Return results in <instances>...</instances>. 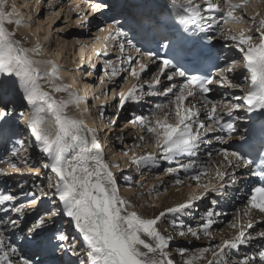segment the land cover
<instances>
[{
	"label": "snow or ice",
	"instance_id": "obj_1",
	"mask_svg": "<svg viewBox=\"0 0 264 264\" xmlns=\"http://www.w3.org/2000/svg\"><path fill=\"white\" fill-rule=\"evenodd\" d=\"M254 2L257 0H240L238 3L233 0H202V3L171 0L179 22L189 31H192V26L199 32L212 31L220 22L225 26H248L236 33L231 29H219L221 37L233 42L229 47L241 54V58L237 62L225 57L226 65L218 67L214 76L191 74L198 70L179 66L174 63L176 57L161 60L155 52L142 49L127 39L130 32L135 36L142 30L147 35L159 26L160 21L155 19L148 0H90V11L84 12L79 4L72 9L77 12L78 27H91L96 21L98 30L107 34L104 39L119 49L121 56L117 60L105 62L109 81L121 72H126L135 81L126 91L123 88L113 90V99L117 102L113 105L115 113L108 121L110 129L115 127L120 113L126 110V104H139L145 96L167 98L165 103H156L155 111L148 116L133 113L128 123L147 133L149 139L140 136V141L150 143L159 151L161 159L170 165L176 164L167 168L166 173L173 176L180 172L187 174L188 179L195 182L196 191L184 202L146 217L120 194L118 178L112 171L119 165L106 162L96 131L88 128L82 120L68 115L69 108L79 109L85 103L74 88L75 82L58 83L62 81L61 73L65 70L54 61L36 59L43 51L41 45L25 47L26 40L17 38V32L9 30L7 25L16 28L27 25L23 19L14 18L17 17L15 5L7 11L6 0H0V136L14 134L13 129L18 124L7 119L11 115L9 104L12 100H21L29 108L28 131L40 152L47 157L42 168L52 174L48 176L47 191L41 188L40 197L32 191L24 193L32 197L27 205L17 204L14 195L0 192V212L16 214L15 218H0V264H177L171 247L175 236L165 235L161 228L165 217L169 214L174 217L192 216L197 201L204 200L209 194L229 196V189L238 182L237 173L242 169L251 171L250 166L257 160L260 167L256 174L264 180V12L256 11L250 17L242 12ZM258 2L264 4V0ZM216 13L220 14L218 19ZM53 15L58 16L59 13L53 12ZM101 17L108 22L104 27H100ZM99 39L101 37H97ZM126 43L135 56L123 55ZM162 47L167 48L168 45ZM100 54L98 52L97 56ZM180 55L177 53V57ZM219 58L217 55L216 59ZM118 64L127 67L119 68ZM152 64L156 65L154 74L150 81H145L143 74L149 72ZM42 66L45 71H41ZM238 67L242 69V84L234 82L229 75ZM177 77L181 81L178 82ZM164 81L170 83L165 84ZM232 89L243 93H232V101L235 102H225L212 96L213 93L225 95ZM60 93L67 94L68 98L57 99L55 94ZM241 111L245 116L239 115ZM202 113L204 119H201ZM253 113L259 114L257 119L260 123L258 127L255 121L245 126L247 136L240 133L235 123L224 122L225 116L232 120H251ZM23 116L21 112L19 118ZM213 138L220 144H227L228 140H239L243 144L237 150H230L232 145L216 148L212 146ZM202 146H212L206 150L207 165L198 164L195 159L188 162L179 159L182 156L197 157ZM69 150L74 153L72 159L67 158ZM19 151L14 150L12 155L17 156ZM124 155L127 156L128 152ZM131 164L138 168L158 166L156 157L150 152L132 156ZM30 171L37 176L41 174L39 168H30ZM175 183L182 184L183 180L178 178ZM20 187L23 189L24 185ZM47 203L54 207H45V214L36 212L29 215V206ZM254 212L261 217L255 223L264 225V184L254 187L247 199L244 215L252 216ZM220 215L222 213L208 209L200 215L198 227L194 229L181 224L176 236L215 239L212 228L215 217ZM65 219L74 229V235L70 236L63 230ZM5 227L20 230L25 242L31 246L30 256H22L17 248L5 244ZM173 227H176L175 221ZM229 227L234 235L222 237L214 247H201L190 255L181 248L182 264H233L229 253L255 238L248 231L254 228V219L242 223L237 214ZM256 237L264 239V230L257 232ZM53 240L57 243L54 244ZM57 251L61 255H56ZM209 253L211 258H208ZM45 256L47 259L40 258ZM69 256L75 259H65ZM235 264H264V251L258 253V260L255 255L245 256Z\"/></svg>",
	"mask_w": 264,
	"mask_h": 264
},
{
	"label": "bare ground",
	"instance_id": "obj_2",
	"mask_svg": "<svg viewBox=\"0 0 264 264\" xmlns=\"http://www.w3.org/2000/svg\"><path fill=\"white\" fill-rule=\"evenodd\" d=\"M233 2L238 3L240 2V0H233ZM6 4L11 10H12L11 6L15 5L17 17H14V18L23 19L25 24L27 25L26 27L17 28L18 31L23 35L30 34L31 32L30 37L33 39L35 45L37 43L41 45L43 51L38 57H35V58H41L42 60L54 61L53 59V56H54L55 63L59 65L61 69L65 70L61 73L63 82L68 83V84H72L73 82H75L74 83L75 90L78 92L79 96L85 101L84 104L80 105L79 109H76L74 107L76 109L77 116L80 118L78 120H82L87 125L88 128L93 129L94 131L99 130V134L97 132L96 133L98 134L100 142L104 149V157H105L106 162H108L109 164L119 165V168H113L112 171L118 178L120 194L124 198L130 200L136 206L135 210L138 213L146 217H151L153 215L159 214L161 210H164L168 207H173L177 205L178 203L184 202L190 195H192V193L196 191L195 182L189 180L188 177L184 178L181 172L179 173L178 176L172 175L171 178L170 176H168L170 178L169 180L165 179V181H162L163 177H167L166 171H164L163 173L162 172L159 173V172L163 171L164 168H169L170 164H168V162L161 159V154L159 153V151L156 150L154 147H152L150 143H144L140 141L139 139L140 136H144L145 140L149 139L146 132H142L137 126H134L128 123V121L133 118V113H135L136 115L143 114L145 116H148L149 115L148 111H150L151 109H155V107L150 102L151 97L145 96L139 104H126L125 106L126 110L120 113V118L117 120L119 122L121 118L126 115L128 111L127 109L129 108V111L131 109L132 114L127 115L129 119L126 121V124H128L126 129L117 130L116 127L118 126V122L114 128H111V129L109 128L108 121L111 117H113L115 113V109L113 105L117 102L116 100L113 99V95H112L113 90L118 91L122 87L126 91L127 88L131 86L132 83H135V81L132 80V78L128 76L126 72H121L118 76L114 77L112 81H109V75L105 73V68H106L105 62L108 60H113V61L117 60V58L121 56V53L117 51V52L112 53L114 55L113 57L105 56L104 51H103V48L105 47H103V45L107 46V43L109 41H106L104 39V37L107 34L100 32L98 28L96 27V21H94L91 27L85 25L84 27H79L78 30L76 29L72 30L76 24V19H77V12L72 9H75L76 5L79 4L80 8L84 12L88 10L90 11V3H88L87 0H35L34 4L37 5L35 9L33 6H30L31 5L30 0H6ZM42 6L45 8H42L40 14L36 17V19L33 20L36 22L38 21V24L35 23V25H32V22H29V20L34 18V14L37 15L38 10ZM69 6H71V9ZM258 7H262L260 11L264 12V4H261V6H258ZM6 9L8 8L6 7ZM33 9H34V14H32ZM56 10L59 13L58 16L53 15V12H56ZM62 12L66 14L65 15L66 22H64V26L60 25L62 23L61 22L59 26L55 27L56 32L53 37H56L57 40L55 43L54 42L49 43L46 41L48 38V37H45L46 31L44 34H42V30H44V28L46 27V26L45 27L43 26L44 20H42V15L44 13H47L45 18H47V21H49L48 23L49 27L47 26L48 34H49L50 27L55 23L56 20L59 19ZM251 15L252 14H250V16ZM90 19H94V18L90 17ZM99 22L101 24L100 27H104L107 23L104 21L102 22L100 19H99ZM9 26L10 25H7L8 28ZM60 29H64V30L60 31ZM94 29L96 30H95V33L93 34ZM19 37H23V36L19 35L17 38ZM92 37L93 38L95 37V38L93 39ZM97 37H101V39L97 40ZM218 41L220 44L223 45V48L225 50L228 49V50L233 51L235 53L236 61L239 62L241 58V54L236 52L234 48L229 47L233 42L225 40L223 37L218 38ZM61 43H62V47H61ZM64 46H66L67 52L71 53L70 51H73L72 53L74 56V59H72L73 64H71L72 62H70L71 60L68 59L67 56H66L67 58H65L66 61H64V58H62V60L60 59V57L62 56L60 54V51H63L61 49L64 48ZM53 48H55L54 51L52 50ZM117 50L119 49L117 48ZM98 52L101 53L99 56H97ZM51 53L53 56L51 55ZM124 53H126V50ZM124 53L123 55L125 56H128V55L135 56L134 52L129 51L127 54H124ZM84 58L86 59L84 60ZM91 59L92 60L94 59L93 61H95L96 65H98L95 71L93 70L92 67H89V66L94 65V64L90 65ZM86 61H88L87 63L89 64V66L87 65ZM101 64L104 67V71L102 73L103 75L100 81V86L96 89L97 81L95 80L96 79L95 72L100 71ZM70 67H75V72H73L74 70H70ZM81 67L83 69L88 68V70L89 69L90 70L87 73H85L82 71ZM117 67L123 68V67H127V65L123 66L122 64H118ZM155 68H156L155 64L150 65L149 72H146L145 74H143L142 79L145 81H150L152 78L151 76L152 71H155ZM241 70L242 69L238 67L237 71L231 74L233 81L236 83H240V84L243 83V77L242 78L238 77L237 73H240ZM86 74L88 75L86 76ZM125 74H127L128 77L126 79V82L122 84L121 81L123 80V77ZM84 75L87 77L86 80H83V78H81ZM89 77L94 78V79L87 80L89 79ZM164 83L167 84L170 82L164 81ZM89 89H92L91 92H89ZM145 89H147L146 84H145ZM229 92L231 93V97H232V93L243 94L242 92L239 91V89H232V90H229ZM88 95L92 97V99L93 98L95 99L96 109L95 107H91V108L88 107L89 105V102H87L88 99L87 100L85 99V96L88 97ZM152 98L154 99L156 97H152ZM19 101L21 100L17 99L14 102L18 103ZM232 102H235V101H232ZM16 107L18 108V105L17 106L13 105L12 111L15 110ZM85 109H87V111H85ZM136 109H139V110L137 111ZM90 110H93V111L90 112ZM81 112H83V115H81ZM101 113H103V115H101ZM239 115L245 116V113L241 111ZM256 115L257 113L251 114V120L255 121ZM204 118H205L204 116L201 117V119H204ZM98 120L100 123L98 125L100 126H97L99 127V129H95L96 128L95 123ZM249 121L250 120H248L247 118L239 121V130L241 134L245 133L244 128L245 126L249 124ZM134 130L140 133L136 134ZM107 131L108 133L106 134ZM29 135H31L30 132H29ZM214 135L215 134H213V136ZM7 140H8L7 138L0 136V154L2 156L4 155V159H5V162H3V164L2 163L0 164V173H4V175H0V184L3 183L6 188L10 189V192L12 190L16 198L20 199V198L28 197L27 195L24 194L28 190H26V188L21 189L20 185L24 183L29 184V182L32 181V183H34L35 186H38V185L40 186L38 188L39 195L36 194L37 197H40L41 188L47 191L46 185L48 182L47 180L48 175L46 176V174L48 170H45L42 168V164L44 163L42 161V155L44 156L46 155L40 152L39 146L36 144L34 138H33L34 148H31L30 146L29 148L31 150H29L28 147H23L22 154L19 151L20 153L18 155L21 158L24 157L25 152L33 153V156L35 158H33L34 161L30 160V162H32V165L30 166V168L40 169L41 174L37 176L34 172L30 171V168H28L29 165L28 167L27 165L25 166L24 164L20 165L21 164L20 161H22V160H19L20 157L17 158V156L12 155V152L16 150V147L11 148L8 146L6 147L4 146L3 142H7ZM16 142L18 143L19 139ZM31 142L32 140L30 141V144ZM235 142H237V140H229L226 146L228 147L229 145H232ZM22 144H25V143H22ZM137 145H142V146H137ZM15 146H17V144ZM206 150H207L206 146H202L197 157H194L193 159L195 160L201 159L200 162L203 163V158H205L207 155ZM125 152H128L127 156L124 155ZM149 152L152 153L156 157L157 163H158L157 167L138 168L135 165L131 164L132 156L139 157ZM73 155L74 153H72L71 150H69V152L67 153V158L72 159ZM16 158L19 160L17 161L18 163H16V167L11 166V170L8 169L7 164L9 163L13 164V160H15ZM187 158H188L187 156H182L179 159L183 162H186ZM45 159L47 158H43V160ZM215 159L218 160L219 157H215ZM1 160H3V158ZM165 165H167L168 167ZM172 165H173L172 167L176 166L175 163H173ZM132 167H134V169H136L138 172H141L140 175H142L143 173V175L140 176L139 184H136V185L132 183L133 181L129 177L130 173L126 171L128 168H132ZM155 172H158L159 174L157 173L154 174ZM237 175H238V182L236 183V185L233 186V188L235 189L234 192L237 193L236 198L241 196L238 201L240 203V202H243L245 198L243 196V192H244L243 185H244V181L246 178L242 177V175H240V172H238ZM154 177L157 179H153ZM178 178L183 180L182 184L177 185L175 183L176 179ZM157 180H159V182H157ZM189 185H192V187H189ZM213 201H215V203H213ZM147 203L154 205V207L150 206L149 208V205L147 206ZM221 203L232 205L233 204L232 198L230 196L217 197L214 194H209V196L206 197L204 200L197 201L195 208L192 210L193 212L192 216L177 215L174 217L173 215L169 214L167 217H165L162 220L161 228H162V231H164L165 235L175 236V239L172 241L171 247H172V254L175 257L177 264H182V258L179 255V250L181 248L186 249V255H190L194 252H197L201 247H205V246L214 247L216 244L220 243L222 237L229 238L232 235H234L233 230L229 227L230 223L233 221L234 213H236V215L237 214L240 215L242 223H246L249 219H254V228L249 229L248 231L252 232L255 238L252 241H250L248 244L241 245L238 249L232 250L229 253L233 261V264H235L236 261L244 258L245 256L255 255L257 256V260H258V253L260 251H264L263 249H261L264 239L256 237V233L261 230H264V225L260 223H255L256 220L261 219V217L257 216L255 212L252 214V216H245L244 211L246 208H243L242 206H240V204L234 205L233 212L222 214L218 217H215V223L212 228V232L215 234V239H209L207 237H202V239L196 240L191 237L182 238V237L176 236V231L178 230L179 225L181 224H183L185 227L191 226L194 229L198 227V224L200 221V215L204 213L206 210L214 209L215 211L222 213V210L225 207L221 206ZM48 204L51 205V203H48ZM44 207L45 205L44 206L42 205L43 209ZM51 207L53 208L54 205H51ZM3 214L5 215V213ZM3 214L0 213V216ZM173 221H175V225H176L175 228L173 227ZM69 227L71 226L68 225L65 219V223L63 224V230L69 231V233L74 235L75 234L74 229L69 228ZM16 235L22 238V241L17 246V250L20 253V255L24 256L26 255L25 248L29 244H27L25 240L23 239V234L20 232V230L14 229L11 227H5L3 230V238L5 240L6 245L13 246V243H14L13 237H15ZM53 243L55 244L57 243V241L53 240ZM27 254L31 255V252L29 251V253ZM56 255L59 256L61 255V253L57 251ZM70 257L71 256L66 257L65 259H69ZM208 258H211L210 253L208 254ZM13 259H16V257H13Z\"/></svg>",
	"mask_w": 264,
	"mask_h": 264
},
{
	"label": "rangeland",
	"instance_id": "obj_3",
	"mask_svg": "<svg viewBox=\"0 0 264 264\" xmlns=\"http://www.w3.org/2000/svg\"><path fill=\"white\" fill-rule=\"evenodd\" d=\"M33 0H30V6H33L34 7V9L37 7V5L36 4H34V1L32 2ZM49 3V2H48ZM69 4H70V2H69ZM36 5V6H35ZM259 6V5H258ZM257 6V4H251V6L250 7H247V8H245V9H243L242 10V12L243 13H245L246 14V16H248V17H250V14H254V12H256L257 11V9L260 11L262 8L261 7H258ZM7 8L8 9H6L7 11H11V9L7 6ZM42 8H45V7H40V9L38 10V13H37V15H35L34 14V9H33V12H32V14H34V18L33 19H31V20H29V22H32V25H35V23H37L38 24V21L36 22V21H33L34 19H36V17L40 14V12H41V9ZM58 10V9H57ZM56 10V12H58ZM60 11V10H59ZM64 11V10H63ZM71 11V10H70ZM89 11V10H88ZM87 12V11H86ZM261 12V11H260ZM46 14L47 13H44L43 15H42V20H44V30H42V34H44L45 33V31H46V36L45 37H48L47 38V42H49V43H55L56 42V40H57V38L56 37H53L54 36V34H55V32H56V28L55 27H57V26H59V24L61 25V26H64V22H66V19H65V13L64 12H62L61 13V15H60V17H59V19L58 20H56L55 21V23L50 27V32H49V34H48V27H49V25H48V23H49V21H47V18H45L46 17ZM63 15H64V17H63ZM63 17V18H62ZM57 22H59V23H57ZM46 24V25H45ZM10 26H11V28H10ZM9 26V30L10 31H14V32H17V34H18V36L19 35H21V36H23L24 37V39L26 40V43L24 44V46L25 47H28V48H31V47H33L34 45H35V43H34V41H33V39L30 37V34H31V32H30V34H26V35H23V34H21L19 31H18V29L14 26V25H10ZM48 26V27H47ZM231 27H232V29H233V27H234V33H236V32H238L241 28H244L245 30L247 29L246 27H248L247 25H244V24H241V25H234V24H232L231 25ZM55 28V29H54ZM78 26L75 24V26L73 27V29L72 30H78ZM236 29V30H235ZM95 30L96 29H94V31H93V34H94V32H95ZM54 38V39H53ZM93 38V37H92ZM95 38V37H94ZM93 38V39H94ZM55 45V44H54ZM61 47H62V43H61ZM60 47V48H61ZM59 48V49H60ZM67 48H66V46H64V48H62L61 50H63V51H60V54L62 55L61 57H60V59L62 60V58H64V61H66V59L65 58H67L68 57V59H70L71 61L70 62H72L71 64H73V61H72V59H74V56H73V51H70L71 53H69V52H67V50H66ZM53 51L55 50V48H53L52 49ZM117 52V51H116ZM57 53V52H56ZM115 54V53H114ZM51 55H52V53H51ZM117 55V54H116ZM53 56V55H52ZM67 56V57H66ZM36 59H39V60H42L41 58H36ZM53 59H54V62H55V57L53 56ZM69 61V60H68ZM75 64V63H74ZM91 64H94V65H92V66H89V64L87 63V65L89 66V67H92L93 68V70L95 71L96 69H97V66L98 65H96V63L93 61L92 63H90V65ZM101 67H100V71L99 72H95L96 73V81H97V83H96V89L100 86V81H101V78H102V73H103V71H104V67H103V65L101 64L100 65ZM123 66H125V65H123ZM96 67V68H95ZM82 68V67H81ZM46 70V68H44L43 66L41 67V71H45ZM70 70H74L73 72H75V67H70ZM90 70V69H89ZM88 68H85V69H83L82 68V71L83 72H85V73H87L88 71ZM152 74H153V71H152ZM152 74H151V76H152ZM88 74H86V76H87ZM95 75V74H94ZM85 75L84 76H82L81 78H83V80H86V77ZM127 74H125L124 75V77H123V80L121 81L122 82V84L123 83H125L126 82V79H127ZM91 79H94V78H91V77H89V79H87V80H91ZM100 79V80H99ZM79 80H81V79H79ZM60 82H62V83H65V82H63V80L62 81H59L58 83H60ZM123 86V85H122ZM122 88V87H121ZM120 88V89H121ZM45 90H47V88L45 89ZM91 90L92 89H89V92H91ZM100 90V89H99ZM98 93V92H97ZM111 94V93H110ZM55 96H56V98L57 99H67L68 97H67V94H65V93H62V94H55ZM11 99V98H10ZM85 99L87 100V102H89V105H88V107H95V109H96V103H95V99L93 98L92 99V97H90L89 95H88V97H86L85 96ZM15 100H17V99H15ZM15 100H12V103H10L9 104V112L11 113V116L10 117H13L12 118V120L15 122V123H17L18 124V139H19V143L22 145V143H25V144H27L29 147L31 146V148H34V144H30V141L32 140V138H31V136H29L27 133V131H28V128H27V125H28V115H29V108H28V106L27 105H24L23 104V102L22 101H19L18 103L17 102H14ZM17 103V104H16ZM93 104V105H92ZM13 105H15V106H17L18 105V108L16 107V109L15 110H13L12 111V106ZM23 105V106H22ZM128 111H129V108L127 109ZM93 110H90V112H92ZM127 111V113H126V115L125 116H123L122 118H121V120L118 122V126L116 127V129L117 130H124V129H126L127 128V126H128V124H126V121L129 119V117H127V115H131L132 114V112H131V109H130V111L128 112ZM21 112H23L24 113V116H23V118L22 119H20L19 118V114L21 113ZM68 115L69 116H72V117H74V118H76V119H80L78 116H77V113H76V109L74 108V107H71V108H69L68 109ZM12 120L10 121V122H12ZM98 122V123H97ZM96 128L95 129H99V127H97V126H100V125H98V124H100L99 123V120L98 121H96ZM117 124V123H116ZM135 131V133L136 134H139L140 132H138V131H136V130H134ZM96 132L99 134V130L97 131L96 130ZM108 133V131L106 132V134ZM12 137V135H10V138ZM8 138H9V135H8ZM8 139V140H14V139ZM14 138V137H13ZM21 138H23L22 139V141H20L21 140ZM31 139V140H30ZM28 142V143H27ZM16 145V144H15ZM24 145V144H23ZM15 147V146H14ZM23 148V147H22ZM21 148V149H22ZM16 150H17V148H16ZM34 150V149H33ZM21 152V151H20ZM19 152V153H20ZM106 152H107V150H106ZM21 154H22V152H21ZM20 154V155H21ZM25 155H24V157L23 158H21L19 155H17V158H19V160H22V161H20V165H27V167H28V165H29V167L28 168H30V166L32 165V162H30V160L32 161H34V159L33 158H35L34 156H33V153H29V152H26V153H24ZM28 155V156H27ZM38 156V155H37ZM44 155H42V161L45 163L46 162V160L47 159H45V160H43V158H47L46 156H44ZM29 157V158H28ZM15 159L14 161H13V164L12 163H9V164H7V168L8 169H10L11 170V166H13L14 164H15V167H16V163H18L17 161H19L18 159ZM39 160V159H38ZM24 161V162H23ZM5 162V161H4ZM15 162V163H14ZM26 162V163H25ZM3 164V163H2ZM11 164V165H10ZM165 166H167V165H165ZM173 165L171 164V165H169V167H172ZM168 167V166H167ZM13 169V168H12ZM15 169V168H14ZM166 168H164V170L163 171H160L159 173H163L164 171H166L165 170ZM126 171H128V173H130V175H129V177H130V179L133 181L132 183L134 184V185H136V184H139V181H140V176H142L143 175V173H142V175H140L141 174V172H138L136 169H134V167H132V168H128ZM138 172V173H137ZM159 174L158 172H155L154 174ZM18 174H20V173H18ZM50 176V175H52L49 171L47 172V174H46V176ZM166 175H167V177H163L162 178V181H165V179H170L171 177H172V175H168L167 173H166ZM16 176H18V175H16ZM48 176H47V180H48ZM137 176V177H136ZM168 176H170V178L168 177ZM153 179H157V178H153ZM25 182V181H24ZM32 182V181H31ZM121 182V181H120ZM138 182V183H137ZM157 182H159V180H157ZM161 182V181H160ZM27 184V183H26ZM26 184H23V185H26ZM33 184V183H32ZM28 185V184H27ZM26 185V186H27ZM26 186H24V188H26V190H28V188L26 187ZM40 186L38 185V186H35V185H33V189L35 190L34 192H39V188ZM37 190V191H36ZM14 191V190H13ZM30 191V190H29ZM13 193V192H12ZM12 195H14V194H12ZM16 197V196H15ZM17 199L18 198H16V201H17ZM20 199H26V198H20ZM149 201H150V199H149ZM149 205V208H150V206H154V205H151L150 203H147V206ZM44 206V205H43ZM156 207V206H155ZM45 208V207H44ZM30 209H28L27 211H29ZM12 215H14L13 217H15L16 216V214H12ZM57 227H60V225H57Z\"/></svg>",
	"mask_w": 264,
	"mask_h": 264
}]
</instances>
